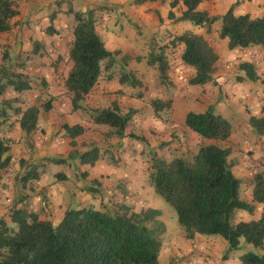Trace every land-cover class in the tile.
Instances as JSON below:
<instances>
[{"label":"trees","instance_id":"obj_1","mask_svg":"<svg viewBox=\"0 0 264 264\" xmlns=\"http://www.w3.org/2000/svg\"><path fill=\"white\" fill-rule=\"evenodd\" d=\"M162 1L128 0L127 3L142 6ZM204 1L172 0L167 19L174 23L188 21L205 29L206 33L215 22H219L218 38L226 40L230 51L264 48V7L259 17L234 15L232 9L222 16H209L199 8ZM179 3L184 9L176 16L173 9ZM65 14L74 20L67 49V61L71 67L63 81L64 89L71 95L72 111H81L93 124L106 127L104 135L107 138L122 140L128 137L146 143L144 137L127 133L128 124L136 113L134 109L123 112L116 102L106 108H91L84 104L103 72L107 73L108 81L113 79V71L116 70L120 85L132 89L142 87L136 70L128 69L131 55L122 54L120 50L109 51L105 47L95 30L94 10L75 11L70 6ZM17 16L16 0H0V35L11 32ZM49 34H55V30L49 28ZM166 44L158 50L152 49L145 59H135L136 62L143 60L147 67L154 68L159 83L166 90H174L168 77L170 61L165 52L168 49L173 51L182 47L181 62L193 69L189 85L200 86L212 81L219 56L202 35L186 31L171 37ZM40 50L39 44L34 42L31 54H40ZM25 61L14 63L8 47L0 54V127L10 116H18L19 128L29 140L37 131L40 110L49 112L52 101L46 99L40 105L35 103L25 110L17 107L20 103L18 96L35 88L33 78L25 70ZM238 69L243 75L237 76V82L257 80L253 64L242 62ZM149 105L158 115L172 108V100L156 99ZM249 125L257 137L264 136V117L251 116ZM184 126L203 140L224 142L231 134L229 122L215 114L212 108L203 113L188 112ZM62 128L72 150L65 158L45 160L57 165H74V175L83 184L82 189L87 194L104 195L101 184L94 179L87 181L88 173L79 172L75 166L76 161L81 165L94 166L100 160L101 150L89 146L82 152L78 151L76 138L85 129L79 125H63ZM11 142L0 137V178L11 168L10 180L14 177L20 186L25 187L26 183L37 181L39 174L36 167L22 174L20 170H26V165L31 166L22 160L18 164V174L14 173L9 154ZM229 155V148L214 144L198 145L190 160L182 157L165 160L153 155L148 166V181L153 193L174 211L177 224L187 239H193L195 234L223 238L227 243L223 260L229 252L240 250L242 241L252 249L239 257V264H264V213L248 222H235L238 211L252 214L254 205L240 198L241 181L232 173ZM54 176L60 183L67 180L62 172ZM27 197L22 192V200L9 207L8 219L0 218V264H160L161 236L165 226L159 219L158 210L147 208L134 212L126 205H120L115 211L71 207L65 210L61 221L53 225L48 220H41L26 206H20ZM252 202L264 204V179L259 173L253 178Z\"/></svg>","mask_w":264,"mask_h":264},{"label":"crops","instance_id":"obj_2","mask_svg":"<svg viewBox=\"0 0 264 264\" xmlns=\"http://www.w3.org/2000/svg\"><path fill=\"white\" fill-rule=\"evenodd\" d=\"M16 1L18 4V16L13 20L15 25L11 32L0 35V52L1 50H4V48L1 49L2 47L9 46V49L11 48L17 53H25L26 65L27 67H31V70L26 72L35 82V88L33 90L27 91L18 96L20 103L17 107L21 110H25L27 107L35 103L40 105L46 99H51L52 101V108L49 112H43L40 110L37 131L33 137L34 140L35 138L40 139V137H42V140H40L41 142L35 140V144L33 143L34 148L42 149L43 143H45L44 145L50 144L52 142L50 137L53 132L60 130L61 133L59 135L64 137L65 131L61 130V127H63L62 125H79L85 129V132L90 128H102L103 131H107L106 127L93 124L89 116L83 112L72 111L70 103L71 95L63 87V81L67 73L64 77H55L49 66L52 65L54 68L56 65L63 64L62 60H64L68 67L67 72L71 67V63L67 61V49L74 21L70 16L65 14L70 6L75 11H85L87 9L95 10L96 8L100 11L101 9L99 6H105L107 3L113 7L114 11H119L128 5L127 0ZM171 1L172 0H164L162 2L147 3L142 6L128 5V8H125L127 9L125 12L136 15L138 12V10H136L137 7H152L153 12L149 18L152 20L158 18V21L162 22V25H160L159 22L155 23V27L159 30L161 28L163 30L169 29L171 33L180 35L189 30L186 26L181 25L182 22L174 23L167 19V15L170 11L169 3ZM263 7L264 0H205L199 5V8L206 11L209 16H222L229 9H232L234 15H236L235 13H239L238 15L248 14L251 17H259L263 12ZM176 9L178 11L177 13L175 12ZM183 9V6L179 3L173 11L176 16H179ZM100 14L101 13H99V17L105 18V16ZM154 14L158 16L155 17ZM94 19L95 30L101 38L105 39L104 44L109 51L120 50L124 53H131L126 47L127 42L124 40L121 41L122 44H117L114 47L108 46V44H106L107 38L98 32L96 26L97 15L94 16ZM159 19H162V21ZM63 22H66L67 25L61 26ZM68 27L69 29H67ZM49 28L55 30V34H49ZM64 28H66L65 31L63 30ZM210 31L211 34L206 33L205 29L200 28L197 34L202 35L218 54L219 60L216 67H218L219 64H222L224 67L231 66V64L238 63L239 57H244L245 54L255 53L256 55L252 59H248V62L254 64L255 67L258 66V68H263V63L261 62L262 59L260 57L262 49L260 47H250L230 51L227 48V42L226 44L219 42L220 39L218 38L215 27H213V30L211 27ZM34 42L39 44L41 49L40 54H31ZM218 47H220V49L223 48L222 54L218 53ZM178 49L179 58L176 63L185 66L180 59L182 47ZM43 50H45V54L41 53ZM261 72L260 69L256 71V74L260 79L257 80L256 84H253L251 82H235L232 77L226 76L225 72L217 71L211 82L200 86H187L186 88L177 86L172 92L174 101H182L185 104L186 102L191 101L193 102L192 107H196L195 109H198V113H203L208 108H212L215 114L220 115L227 120L231 126V134L224 142L205 141L195 133L189 131L186 127L184 128L181 124L180 116H176L175 111L172 108L171 118L167 117L164 122L153 118V116H150L152 119L148 120V122L152 121V124L154 125L153 128L157 129L159 134H163L167 138L170 135L172 138L177 136L180 142L178 147H181L178 154L180 153L184 155L178 157L184 158L186 155L192 157L196 154L198 145L200 144H214L230 149L228 163L231 164L232 173L241 181V188L248 186L246 192L247 197L242 198L240 193L239 196L243 201L254 205V211L252 214H249L250 217L248 216L246 219H241L238 222H248L259 218L262 214L260 208L263 204L252 202V191L254 175L264 163V136L257 137L249 125V118L251 116L257 118L264 117V113L262 112L264 108V76L259 77ZM177 76L181 77L182 75L177 73ZM42 81L43 84L41 83ZM116 86H118V88L112 87L110 84L101 83L99 79L91 93L85 98V105L91 108H106V106L103 107L104 105L101 103L108 95L103 96L101 90L103 88L105 94H108L123 88V86L119 84H116ZM98 87L101 89L99 90L100 93L97 91ZM89 100H93L96 105L91 104L90 106L88 104ZM110 100H115L114 95H111ZM132 101L133 100H130L129 104H132ZM247 111H249V113ZM138 114L141 113H137V116L134 117L135 119L141 118V115H139V117ZM186 114L184 115V118ZM18 119V116H10L0 127V137L12 141L9 154L11 156V164L16 174L19 172V161H27L28 163L33 162L34 165H37L35 162L42 159L41 157L31 158L33 153L31 152L30 145L27 143L29 140L25 139L21 132ZM171 137L167 141H171ZM125 139L126 138L123 140ZM60 140L64 141L63 138H58L56 140L57 143L54 141L56 145ZM33 151L35 150L33 149ZM169 157L171 158L172 156L169 155ZM63 158H65V156ZM45 165V170H51L54 174L59 172L65 174L66 170L65 176L69 178L70 170H67V167L52 163ZM75 166L80 172H86L90 174V176L93 175V178L94 176L96 178L97 176L99 177V174L95 175L94 172L98 170L100 163L91 167L89 165H81L76 161ZM72 168H74V165ZM20 172L24 174L27 171L22 169ZM2 182H5L7 187L0 185V218L7 220V206L11 207L20 202L22 200V195L19 194L22 192L19 193L17 189V186L20 185L19 180H0L1 184ZM58 188L59 186H55L51 189L47 188V210H49L51 214L47 213L48 211L44 205L46 203H43L42 199H40V195L36 193V187H34L35 192L33 193L30 192L31 190L26 191L24 187L21 186L20 190L25 193V197L28 196L29 198L27 197V199H23L20 206H26V208L36 213L41 220H48L53 225H57L67 209L66 203L70 196V193H68L66 189H63L64 192L59 195V198L58 195L56 197L55 190H58ZM241 188L239 192L241 191ZM42 209L44 212L41 211ZM55 209H61V212L59 210L57 221L53 220V212ZM163 244L166 245V248L163 250L167 251L169 258L175 259L179 264H239V257L242 256L246 250L252 249L251 246L241 243L240 250L229 252L227 258L223 260L222 256L227 250V243L226 245L225 243H221L217 237L208 238L207 236L204 237L199 234H195L193 239L189 240L185 237L184 232L180 230L177 233H165Z\"/></svg>","mask_w":264,"mask_h":264},{"label":"rangeland","instance_id":"obj_3","mask_svg":"<svg viewBox=\"0 0 264 264\" xmlns=\"http://www.w3.org/2000/svg\"><path fill=\"white\" fill-rule=\"evenodd\" d=\"M128 2V0H127ZM100 11H98V8L94 10V16L97 15V29L98 32L103 35L105 38H107L106 44L110 47H114L117 44H122V40H124L126 43V47L131 52H127V54H131L132 60L128 65V69H134L136 70L137 77L142 82L141 88L132 89L129 88L126 85H121L123 88L121 90H116L114 92L105 94V90L100 89V87L97 88V91H102V95L106 96L107 98L102 101L101 104H103V107H109L112 102H116L119 106V108L126 112L129 109H134L136 113L132 116L131 121L128 124L127 127V133L135 134L138 136L144 137L146 140V143H141L136 140L129 139L126 137L125 140H118L116 138H107L105 137V133L107 131H103L102 128L97 129H89L84 134L76 138V149L78 151H84L89 146H96L101 150L100 160L97 163H100V166L96 172H94L95 175L99 174V177L97 178L94 176V179L90 174H87V181L89 180H97L101 187L104 190V195L99 194H87L82 188L83 184L77 179V177L74 175L73 168L68 166V164H64L63 166L67 167V170L69 171V178H67L64 182H59L55 178V174L50 171H46L45 164H50L45 160L46 158H60V157H66L68 153L72 150V148L69 145V140L66 139V137H62L59 135L61 131L53 132L50 140L52 141L48 145H44L42 149H35L33 146L34 141L41 142L42 137L40 139L35 138L34 135L29 137L28 145H30L31 152L33 153L32 157H41L39 161L35 162L37 165H34V163H29L31 166L26 165V171L31 169L32 167H36L37 173L39 174V179L37 181H30L25 184L24 189L26 191L35 192L34 187H36V193L40 195V199H42V202L46 203L45 208L47 210L48 207V199H47V188H53L55 186H59L58 190H55V196L59 198V195L64 192L63 189H66L68 193H70L69 199L67 201V209L71 207H77V208H92V209H108L109 211H115L117 210L120 205H126L128 206L132 211L138 212L143 209L152 208L156 209L160 212L159 219L165 226V232L161 236V248L159 252V262L160 264H179L175 261V259L169 258L168 253L166 250H163L166 248V245H164V235L165 233H177L181 228L178 226L176 221V216L174 211L158 196H156L153 193V190L149 184L148 181V166L149 161L151 157L157 156L159 158H163L165 160H170L173 156H184L183 154H178V151L181 149V147H178L180 144L177 136L171 137L168 136V138L163 135L159 134L157 132V129L153 128L154 125L152 124L151 120L153 118H156L159 121L164 122L167 117L172 116V110L164 111L159 113L158 115H155L152 108L150 107L149 103L152 100L160 99V100H168L171 99L173 103L172 109L175 111L176 116H180V121L182 126H184V115L188 112H194L198 113V109H195L196 107H192L193 102L189 101L183 103L182 101H174L172 97V92L176 89L177 86H180L182 88H186L187 86H191L188 84L189 79L191 78L193 74V69L183 66L182 64L179 65V63H176L177 59L179 58L178 50L175 49L173 51L167 50L165 51L168 59L170 61V69L168 72V77L171 80L174 90L172 92H169L166 90L164 86H162L157 78V73L154 68H149L146 66V63L142 60V62H136V57H140L142 59H145L149 52L153 50H158L160 47H163L167 45L166 43L169 42L170 38L176 36L175 34L171 33L169 29L163 30L162 28L159 30L156 28V24L158 23L157 19H150L149 16L152 15L153 8L152 7H137L136 10H138L137 14H128L125 12L128 8V5H126L122 10L114 11L113 7H111L109 4L106 3L105 6H99ZM178 12L177 9L175 11ZM99 13L102 14V16H105V18L99 17ZM100 14V15H101ZM238 15L239 13H235ZM160 15V14H159ZM155 17L158 15L154 14ZM72 18V16H70ZM99 17V18H98ZM131 17V18H130ZM73 20V18H72ZM74 21V20H73ZM160 25H162V22H159ZM67 25L66 22H63L61 26ZM183 26H186L189 31L192 33L197 34L200 27L194 26L192 23L188 21H183ZM215 27L216 30L219 28V22H215L212 25ZM69 29V27L67 28ZM157 29V30H155ZM64 31L66 28L63 29ZM155 30V31H154ZM186 32V31H185ZM211 32V31H210ZM209 32V33H210ZM211 34V33H210ZM103 42L105 43V39L101 38ZM220 43H225L226 40H219ZM9 46H4L1 49ZM219 51L218 53L223 52V48L220 49L218 47ZM262 53H260V57L262 59V67L258 68L255 67V72L257 70H261L262 72L259 74V77L264 76V48H261ZM10 55L12 59L14 60V63H21L25 60V53L21 52H15L11 48ZM2 52V50H1ZM0 52V53H1ZM42 54H45V50L41 52ZM122 54H125L122 51ZM243 54V53H242ZM178 55V56H177ZM256 54L255 53H249L245 54L244 57L238 58V63L231 64V66H223L222 64H219L218 67H216V71H223L225 72L226 76L232 77V79L237 82V76L243 75L240 74L238 66L242 62H248L250 59H252ZM242 59V60H241ZM247 59V60H246ZM249 59V60H248ZM63 61V64L56 65V67L49 66L51 69L52 74H54L55 77H64L67 73V64ZM249 63V62H248ZM254 65V64H253ZM26 71H30L31 67H25ZM259 72V71H258ZM178 74H181L182 76L178 77ZM215 75V74H214ZM257 75V74H256ZM177 76V77H175ZM107 73L103 72L101 75L100 81L101 83L110 84L112 87L118 88L116 84L118 83L117 80V73L116 70L113 71V79L108 81L107 80ZM257 76V80H259ZM256 81L251 82L253 84H256ZM249 82V81H244ZM120 85V84H119ZM100 93V92H99ZM111 95H114L115 100H110ZM9 97V96H7ZM132 101V104H129V101ZM85 104V103H84ZM88 104L91 106V104L96 105V103L93 102V100H89ZM96 107V106H95ZM99 107V106H97ZM101 108V107H100ZM264 109V108H263ZM197 111V112H196ZM249 113V111H247ZM137 113L141 115V118H134L137 116ZM140 117V116H139ZM145 122V124H144ZM141 125V126H140ZM143 125V126H142ZM63 126V125H62ZM61 130L63 128L61 127ZM39 136V135H37ZM172 138L171 141H167ZM58 138H63L64 141L60 140L59 143H57ZM56 141V143L54 142ZM209 141V140H205ZM35 144V143H34ZM32 145V146H31ZM41 146V147H42ZM33 149L35 151H33ZM35 152V153H34ZM250 153V152H249ZM172 156L171 158L169 157ZM185 160H190L191 157L187 156L184 157ZM96 163V164H97ZM80 172V170L78 169ZM15 173V171H14ZM63 173V172H62ZM263 176L264 179V171H261L260 169L256 172ZM54 174V175H53ZM64 174V173H63ZM16 175V174H15ZM45 175V176H44ZM66 175V170L65 174ZM15 178L13 177V180ZM0 180H10L5 178H0ZM0 185H3L4 187H7V184L5 182L0 183ZM42 185V186H41ZM241 188V187H240ZM247 188L242 187L241 191L239 192L242 196V198L247 197ZM18 192L21 193V186H17ZM19 195H22L19 194ZM41 202V203H42ZM65 204V207H66ZM10 206H7V211ZM261 213H264V204L261 206ZM59 210L61 212V209H55L53 214V220L57 221L58 219V213ZM6 211V212H7ZM44 212V210H41ZM48 214H51L49 210H47ZM250 217V215L247 212L244 211H238L235 215V222H238L241 219H246L247 217ZM203 236V235H202ZM206 237V236H204ZM209 237H217L221 243H225L226 241L219 237V236H207ZM242 244H244L241 241Z\"/></svg>","mask_w":264,"mask_h":264},{"label":"built area","instance_id":"obj_4","mask_svg":"<svg viewBox=\"0 0 264 264\" xmlns=\"http://www.w3.org/2000/svg\"><path fill=\"white\" fill-rule=\"evenodd\" d=\"M261 171H264V163L261 165V167L259 168ZM11 176H12V169L11 168H9L8 170H7V172H5L4 174H3V178H5V179H9V178H11Z\"/></svg>","mask_w":264,"mask_h":264}]
</instances>
